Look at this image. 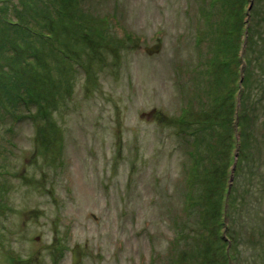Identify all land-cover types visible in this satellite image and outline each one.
I'll list each match as a JSON object with an SVG mask.
<instances>
[{"label": "rangeland", "instance_id": "rangeland-1", "mask_svg": "<svg viewBox=\"0 0 264 264\" xmlns=\"http://www.w3.org/2000/svg\"><path fill=\"white\" fill-rule=\"evenodd\" d=\"M9 1L52 39L0 26V264H264V0Z\"/></svg>", "mask_w": 264, "mask_h": 264}, {"label": "trees", "instance_id": "trees-1", "mask_svg": "<svg viewBox=\"0 0 264 264\" xmlns=\"http://www.w3.org/2000/svg\"><path fill=\"white\" fill-rule=\"evenodd\" d=\"M12 1H15L18 3L20 0H12ZM38 1H40L43 8L48 9V10H54V12L55 11L60 12L59 7H57L51 0H38ZM0 4H2V5L4 4L3 8L2 9L0 8V26L3 24L4 25L7 24L10 28H14L17 31L19 30V27H20V28H22L21 30L23 32L29 33L27 35L37 37V38H42L45 40H51L52 39L51 38L52 36L50 33H47L44 31L42 32L41 30H38L36 28H32L31 26H28V25L24 24L23 22L21 23L19 20L6 18L7 16H9V13L11 12V9H10L11 1L0 0ZM27 31H29V32H27ZM261 37H264V34H262ZM15 49L16 48H11V50H13V51H15ZM56 51L64 59L71 60L70 55H68L66 50H64L63 48H56ZM5 72H10V71L6 67L5 55L2 52H0V79L1 80L4 79V73ZM8 76L11 78L10 81L5 80L6 83H4L3 85L7 89L8 92L9 91L11 92V90L14 88V85L12 84L13 73L10 72L8 74ZM20 92L21 93H17V97H18L17 100L20 104L21 111H17L16 113H13L8 107H6V105H4L5 102H2L0 99V124H10L11 126H10L9 131L11 133L14 132V129L16 128L15 126L17 124L19 125L20 123H23V122L27 123V121L28 122L36 121V117L33 116L34 115L33 111L35 109V105L33 104L34 102H33L32 98L29 96L30 94L28 92H26L25 90H22ZM263 95L259 96L261 99L260 101H258L259 104L261 103V101L264 98ZM4 96H5L4 93L0 94V98H2V100H3ZM239 98H240V104H239ZM257 99H259V98L257 97ZM243 101L244 100L242 98V93H241L240 97L239 96L236 97V102L234 104L235 106H234V112L233 113H234L235 119L238 120V126H237L238 129L240 127L239 126L240 119L244 117V116H242L243 114H247V112H250L252 118L255 119L257 117V114L252 112L255 109L257 110V107L253 106V108L250 110L247 107H245V105L243 104ZM237 105H239V106H237ZM190 129H192V130H189L188 132H186L184 134L189 138V140L186 141V143H189V148L185 152V155L188 158V160H191L194 157V153L198 149V145L196 144V139L193 138L195 136V134H194L195 129L192 126L190 127ZM262 131L264 132V129ZM8 133L9 132H7V134ZM183 139H185V137H183ZM258 142H260V144L258 143V145L263 144V142H264V135L263 134H262V136L261 135L259 136ZM196 145H197V148H196ZM222 196L223 197H221V201H222V206L224 207L223 211H225V212H223V213L221 212L222 218L220 219V221L222 222L221 226H222L223 230H226L227 228H229V225H225L226 224L225 223V221H226L225 213L227 212V201H228V196H229V187L228 186L226 187V189L223 190ZM220 236H222V234ZM222 238L225 240H223ZM220 239L223 240V245H225V243H226V246H227L229 244V242L232 243L231 240H229V242H228L226 234H225V237H221ZM263 241H264V234H263ZM223 258H224V262L228 261V264L230 261H232L234 259L233 255L230 252H227V249L225 247H224V251H223Z\"/></svg>", "mask_w": 264, "mask_h": 264}, {"label": "water", "instance_id": "water-1", "mask_svg": "<svg viewBox=\"0 0 264 264\" xmlns=\"http://www.w3.org/2000/svg\"><path fill=\"white\" fill-rule=\"evenodd\" d=\"M160 48H161L160 44H155L151 48L148 49V53L152 54V53L158 52ZM80 260H81V251H80V248L76 246L72 249L73 264H78Z\"/></svg>", "mask_w": 264, "mask_h": 264}]
</instances>
